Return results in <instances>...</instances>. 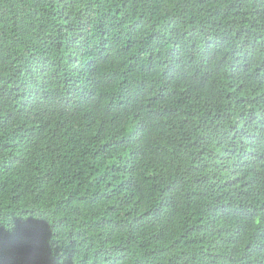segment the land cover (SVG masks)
<instances>
[{"label":"trees","instance_id":"trees-1","mask_svg":"<svg viewBox=\"0 0 264 264\" xmlns=\"http://www.w3.org/2000/svg\"><path fill=\"white\" fill-rule=\"evenodd\" d=\"M0 264H264V0H0Z\"/></svg>","mask_w":264,"mask_h":264}]
</instances>
